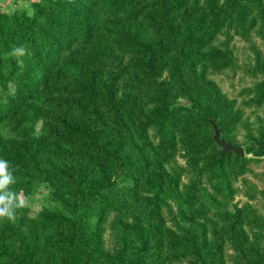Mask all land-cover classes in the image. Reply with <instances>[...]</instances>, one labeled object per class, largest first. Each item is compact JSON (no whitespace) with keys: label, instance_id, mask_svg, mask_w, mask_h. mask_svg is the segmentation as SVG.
<instances>
[{"label":"trees","instance_id":"16d2710c","mask_svg":"<svg viewBox=\"0 0 264 264\" xmlns=\"http://www.w3.org/2000/svg\"><path fill=\"white\" fill-rule=\"evenodd\" d=\"M239 4L240 0H208L206 5L210 6L204 14H186V26L176 22L175 15L187 8L188 0H49L46 6L34 3L33 14L16 11L11 20L3 18L0 129L6 127L3 132L19 137L7 143L0 136V159L9 161L15 170L17 182L11 187L33 184L38 178V157L49 144L63 153L55 164L64 167L55 168L56 172L76 187L75 201L64 210L37 217L42 237L55 252L42 263L161 264L151 248L153 243L168 242L194 257V264L215 263L217 249L211 241L189 232L191 211L198 202L197 181L193 178L183 183L182 171L169 167L168 154L148 142L149 128L170 122L187 152L206 159V165L199 168L202 174L218 179L213 182L214 191H231L229 163L245 168L251 158L222 153L204 126L216 124L223 132L221 138L240 146L232 133L241 121V112L201 63L204 51L212 48ZM149 5L153 8L148 9ZM259 5L256 18L262 24L258 32L264 38V1ZM106 13L109 19L103 16ZM119 18L130 23L145 19L153 30L162 31V37L153 41L131 34L127 46L125 39L113 37ZM104 25L114 44L112 50L96 40ZM75 27L80 44L63 60L58 51L63 44H70ZM129 30L124 34L128 36ZM13 45H24L27 51L23 56H9ZM78 46L85 53L77 52ZM122 51L137 59V75L147 83L154 79L157 65L174 52L179 57L176 76L184 101L167 102L159 89L157 97H152L159 105L141 110L136 103H129L116 80L106 79L109 61ZM256 92L264 105V81L258 83ZM73 108L78 109L79 116H73ZM39 121H43L40 139L34 136ZM250 140L244 151L263 156L264 134ZM51 150L48 154L53 153ZM143 182L155 183L152 195L143 194ZM111 191L110 200L107 194ZM172 203L176 215L178 212L189 219L185 228L166 216L165 208H172ZM113 210L124 228V237L131 241L128 250L117 256L104 251L105 222ZM16 215L22 224L32 219L22 209ZM4 239L10 243L0 244V256L5 261L31 264L33 251L21 257L17 242L9 236ZM241 252L244 264H264V253L254 243Z\"/></svg>","mask_w":264,"mask_h":264},{"label":"rangeland","instance_id":"374dc122","mask_svg":"<svg viewBox=\"0 0 264 264\" xmlns=\"http://www.w3.org/2000/svg\"><path fill=\"white\" fill-rule=\"evenodd\" d=\"M152 1L150 0V2ZM207 1L188 0L187 8L179 10L180 12L175 15V21L186 26V14L191 16L204 14L210 6L206 5ZM263 1L240 0V4L236 5L233 14L223 24L212 48L204 51L201 63V65L207 66L208 72L218 82L223 92L237 102L241 112V121L232 135L238 141V145L242 147L251 144L252 136L260 139L261 134H264V105L261 104L256 92L258 83L264 81V72L262 71L264 38L258 32V27L262 23L259 18H256L259 4ZM34 3L46 6L49 0H0V41L3 37V34L1 35L3 18L11 20L16 11L33 14ZM103 5L106 3L103 2ZM152 8L153 6L149 5L148 9ZM103 16L108 19L111 17L107 13ZM118 20L120 24L116 26L117 30L113 37L125 39L127 46L131 44L129 37L131 34L138 36L137 38L140 37V39H153V41H159L162 37V31L153 30L145 19L132 23L124 22L122 18ZM106 26H103L104 30H101V36L96 37V40L101 42L104 48L112 50L114 44L112 38L107 37ZM129 27L131 30L127 36L124 33ZM77 29L78 27H75L72 31L73 39L70 44H63V48L58 51V55L63 60L69 58L70 49L75 50L76 46L80 44V39L76 38L79 33V29ZM77 52L83 54L85 50L78 46ZM136 61L134 56L125 51L118 52L117 55L113 54L108 63L109 70L106 74L107 80H116L118 90L129 103H136V107L141 110L159 105L157 100L152 99V97H157L159 89L165 99L167 98V102L184 101L180 96L176 76L179 57L174 52L168 54L157 65L154 79L149 83L139 79ZM10 91H14L13 86ZM72 113H74V117L80 114L77 108H73ZM215 125L204 126V129L212 137L215 135ZM4 130L6 127L0 129V136L5 137L7 143L18 141L19 137L3 132ZM220 133L222 136L221 129ZM42 134L43 121H39L35 126L34 136L40 139ZM149 135L150 141L148 142L168 154L169 167L182 171L183 183H188L190 179L195 178L198 184V202L191 211L192 219H184L178 212L176 215L174 203H172V208H165L166 216L183 228L186 227L189 220V232L198 237L208 238L214 249H217V258L214 264H244L241 251L246 250L249 243H254L256 249L264 253V155L255 156L245 152L244 156L251 158L250 161H247L245 168H239L237 164L230 162L228 167L232 171L231 191L221 194L214 191L213 182H217L218 179L210 174L204 175L200 172V168L207 163L206 159L187 152L181 136L174 131L170 122H166L161 127L159 125L150 127ZM142 137V135L138 137L139 142L143 141ZM218 148L222 151L219 144ZM50 149L53 153L48 154ZM59 153L63 154L56 145L46 146L42 150L41 156L38 157V178L27 187L12 188L24 198L26 203L22 210L32 219L27 221V224L0 219V244L10 245L9 241L4 239L9 236L11 240L17 242V249H19L21 257H25L30 254V251H33L31 264H45L42 263L43 260L53 258L55 255L54 250L42 237L43 233L37 217L47 211L64 210L66 205L73 203L77 197L76 187L71 182L61 179V175L55 170L57 167H64L62 164L59 166L55 164L61 156ZM195 167L196 169H194ZM67 172L68 170L65 169V173ZM154 188L155 183H141V189L145 196L152 195L151 191H154ZM107 195L111 200L112 191ZM119 210L121 208L117 209L118 212H120ZM117 211L113 210L107 216L104 233V251L115 256L126 252L131 245V241H127L124 237V228L118 221ZM173 228L179 231L176 224L173 225ZM152 249H154L153 255L161 264H194L196 262L194 257L183 253L172 242L153 243ZM58 263H60V259H58ZM0 264L13 263L5 261L4 257L0 256Z\"/></svg>","mask_w":264,"mask_h":264},{"label":"clouds","instance_id":"9594fccd","mask_svg":"<svg viewBox=\"0 0 264 264\" xmlns=\"http://www.w3.org/2000/svg\"><path fill=\"white\" fill-rule=\"evenodd\" d=\"M27 51L24 45H13L9 56H23ZM11 169L9 161L0 159V219H6L15 222L17 219V210L25 207L24 198L12 189V185L17 182Z\"/></svg>","mask_w":264,"mask_h":264},{"label":"water","instance_id":"95a60500","mask_svg":"<svg viewBox=\"0 0 264 264\" xmlns=\"http://www.w3.org/2000/svg\"><path fill=\"white\" fill-rule=\"evenodd\" d=\"M214 130H215L214 140L221 146L222 153L234 152L238 156L245 155V151L242 146L233 145L227 142L225 139L221 138L220 129L216 125L214 126Z\"/></svg>","mask_w":264,"mask_h":264}]
</instances>
